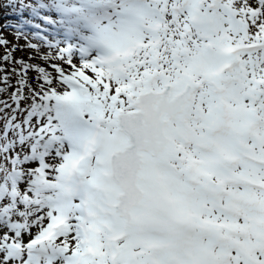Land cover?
<instances>
[{
  "label": "snow or ice",
  "instance_id": "snow-or-ice-1",
  "mask_svg": "<svg viewBox=\"0 0 264 264\" xmlns=\"http://www.w3.org/2000/svg\"><path fill=\"white\" fill-rule=\"evenodd\" d=\"M22 4L0 264H264V0Z\"/></svg>",
  "mask_w": 264,
  "mask_h": 264
},
{
  "label": "rangeland",
  "instance_id": "rangeland-1",
  "mask_svg": "<svg viewBox=\"0 0 264 264\" xmlns=\"http://www.w3.org/2000/svg\"><path fill=\"white\" fill-rule=\"evenodd\" d=\"M27 2V0H25ZM35 2V0H33ZM5 0H0V35L6 36L11 43H18L20 45H25V47L17 48L13 51L14 56H23L25 59H29L28 53L34 52L35 50L31 47L26 46L27 42L24 38L16 37L14 33L17 31L15 28L9 26L4 27V21L8 24L16 23L19 20H22L23 16H28L27 8L22 4V0H12L10 4L4 5ZM4 5V6H3ZM7 13V15H5ZM29 33L33 29L30 25H25ZM35 42V41H34ZM0 54H2V49H0ZM33 59H35L33 57ZM40 62H43L42 60Z\"/></svg>",
  "mask_w": 264,
  "mask_h": 264
}]
</instances>
